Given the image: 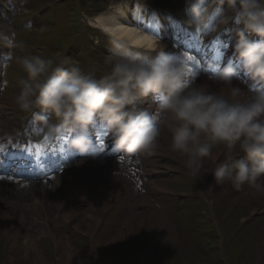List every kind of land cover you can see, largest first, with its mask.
I'll list each match as a JSON object with an SVG mask.
<instances>
[{
	"label": "clouds",
	"instance_id": "clouds-1",
	"mask_svg": "<svg viewBox=\"0 0 264 264\" xmlns=\"http://www.w3.org/2000/svg\"><path fill=\"white\" fill-rule=\"evenodd\" d=\"M201 2L186 0L185 22L196 29L204 23ZM212 3L221 9L227 5L224 24L241 26L228 45L239 68L251 80L264 82V0ZM87 23L108 37V70L97 78L70 57L59 66L43 55L20 58L25 75L18 79L14 97L20 111L50 113L55 123L42 118L49 138L67 133L69 151L93 158L89 130L97 121L111 136L115 155L152 153L166 129L168 150L184 160L194 180L204 161L216 160L220 150L225 155L211 173L214 185L227 183L237 191L247 187L264 194V90L246 92L235 85L238 71L232 62L216 72L219 91L206 84L185 86L183 62L157 41L145 36L152 41L148 50L138 47L127 38L128 28L108 12ZM149 97L160 101L155 113L138 107ZM212 189L210 185L208 191Z\"/></svg>",
	"mask_w": 264,
	"mask_h": 264
},
{
	"label": "rangeland",
	"instance_id": "rangeland-1",
	"mask_svg": "<svg viewBox=\"0 0 264 264\" xmlns=\"http://www.w3.org/2000/svg\"><path fill=\"white\" fill-rule=\"evenodd\" d=\"M105 1L81 0L80 5H78V0H29L30 12L26 6L25 12L29 13H24L26 15L19 18V23L23 27L19 31V36L23 40L35 39L37 45L57 48L51 51L52 54L63 55L64 48H59L60 44L65 45L70 41V38L77 35L75 30L78 21L80 23V8L83 10L88 8L89 14L92 12L96 14L95 9L103 8ZM145 1L148 3L151 0ZM159 4L161 7L164 6L161 2ZM178 7L170 6L171 10H177ZM96 33V31L86 27L82 35L79 36L83 38L86 56L105 65L104 58L108 54L102 48L105 46L104 43L98 41V46H95L97 44L92 42V39L95 41L97 38L98 40L101 39L96 36ZM58 34L65 38L58 37ZM89 39H91V46L88 47ZM30 45L33 46V44ZM22 49L20 52L25 54L27 51L24 46ZM179 50L181 51V49H175L170 54L180 60L179 56L182 54L178 52ZM30 51L48 56L46 48L43 47L39 50L37 47L30 48ZM20 52L18 51L19 54ZM203 80L208 87L211 86L209 80ZM187 81L189 84L199 83L197 78ZM211 88L216 91L215 87L211 86ZM165 136L170 137V133L166 129L162 132L160 141L164 142ZM161 148L162 146L159 145L155 149L149 157V164L155 166V170L159 169L155 173V176L159 174L156 178L161 179V176H164L165 186L168 185L174 192V195L166 194L171 202L162 201L163 213L158 207V215L164 214L169 223L168 228L176 241L167 239L169 236L163 235L159 229L154 233L149 231L146 234L141 225L138 226L133 220V234L129 238L130 241L117 245L111 254H108L106 251V243L109 240L107 236L112 232L113 235H117L119 241L124 238L122 221L128 215L134 217L132 213L134 214L135 210L132 206H127L121 210L112 206L107 209H100L96 206L95 212L99 214L100 220L98 223L95 221L97 224L94 236L101 246L98 253L104 259L97 260L94 258L90 245L91 240L85 229H77L71 223H63L58 215L54 225L51 226L52 233H47V235L41 230V227L36 228L30 224L29 229L36 233V244L41 251L40 255L44 258L45 264H264V212H261L264 206V194H254L253 190L247 187L237 191L227 183L217 185L215 188L216 185H214L211 173L218 162H223L225 153L220 150H217L216 160L209 158L204 161L200 177L194 180L188 174L181 157L169 150L165 154H161ZM173 157L178 158V162L183 164L182 167L179 166L180 169L178 166L171 165L173 163L171 158ZM80 160H75L72 163ZM172 168L178 169V173H173ZM164 169L166 171L163 174L160 173ZM175 174L179 175L173 178ZM203 174H205L204 179H202ZM137 175L138 180H140V186L137 187V194H139V192L147 190L146 182L154 179L142 172ZM44 181L49 182L51 178L38 182L43 185ZM4 183L10 182L4 181L1 184L4 186ZM55 183L49 184V186L52 185L53 189L49 187L48 190H57L58 181ZM195 183L197 184L195 185ZM46 184L48 183H44V185ZM210 185L213 186V189L215 188L213 192L208 191ZM23 189L26 191L25 187ZM182 194L184 196L178 197ZM160 196L163 195L158 193L154 196L156 202L158 198L161 199ZM131 199L133 201L138 200V197L134 195L131 196ZM208 199L211 203H208ZM77 204L81 212L79 220H83L85 224L90 226L95 225L83 213L85 204L80 201H77ZM49 206L50 204L46 202L45 207L48 208ZM7 207L8 205L3 207L2 203L0 204V248L6 251L5 260H3V252H0V264H31L24 253L22 237L7 236V231L10 229L8 227H14V225L10 226L4 221L5 213L3 210H8ZM16 213L19 216V213ZM7 214L10 215L11 213L7 212ZM216 225L217 229H214ZM63 243H69L74 252L80 254V258H72L71 261H68L63 254V246L59 245L57 249V244ZM11 253L13 254L12 258L10 257Z\"/></svg>",
	"mask_w": 264,
	"mask_h": 264
},
{
	"label": "bare ground",
	"instance_id": "bare-ground-1",
	"mask_svg": "<svg viewBox=\"0 0 264 264\" xmlns=\"http://www.w3.org/2000/svg\"><path fill=\"white\" fill-rule=\"evenodd\" d=\"M159 2L164 4L162 7L165 9H170V6H181V8L178 9L177 15H175L177 17L176 19H174L172 16L168 18L169 22H166V27L162 29L161 33H154L156 24L161 18L165 17L162 11L159 13V11L156 9L162 8L160 7L161 5ZM185 2L186 0H151L149 3L154 5H151L152 9L144 8L140 11L138 6L133 10L130 9L131 11L127 12L126 6L118 5V10L116 13L111 10L109 13L115 15L126 28L135 30L134 32H128L126 34L127 37H150L151 40H155L161 44L163 46V50L170 54L172 51H174L173 44L175 43L181 47H186L187 43L185 42V38L182 35L183 33L192 34V32L189 31L192 28L195 29L196 32L199 30L185 22L188 19L185 14ZM206 2L202 1V3ZM138 4L141 3L138 2ZM211 4L213 3L205 4V7L202 9L203 12L208 14L207 9L209 7L212 9L215 8V5L210 6ZM126 5L129 6L128 3H126ZM224 8L225 9L223 10H225V14H227V5ZM120 11L123 12L128 17V19H126V16L122 19L117 16L116 14L119 15ZM222 23L223 22L221 18L216 23L214 30H216ZM152 25H154V27H152ZM169 26L170 28L171 26H177V28H187L188 32H182V34H176L170 31L165 32V29L169 30ZM3 35L13 42H22V38L12 32H5ZM69 40L72 41V45L74 47V49H68L69 54H75L76 57H81L84 59L85 48L80 42L79 36L75 35ZM138 47H141L147 51L148 42L145 41L143 44L138 45ZM10 49L13 50L12 48ZM152 53L153 55L156 54L155 52ZM181 53L185 56L184 52L181 51ZM186 72V80L190 79L188 77L189 74H198L194 69H188L187 71L185 70V73ZM196 77L198 76H195V78ZM203 79L209 80L210 85L215 87L216 91H219L220 85H218L215 80H212V78L209 76H201L199 78L200 84H206ZM237 85L244 90L240 83ZM211 86L209 89L213 91ZM255 88H257V86H255ZM257 89H259V87ZM15 95L16 94H14L12 97L13 103V98ZM0 99H3V97H0ZM146 100L149 102V112L155 113L156 107L159 103H156L152 97H149ZM0 117H6L8 121H13L14 119L12 114L8 112V108H5L3 105L0 106ZM7 133L11 132L7 129H3V127H0L1 139L10 140L11 135ZM165 138L166 139H164V142L160 141L159 143V145L162 146L160 149L161 152L168 150L167 145L170 137L165 136ZM63 146L65 148V143ZM64 151L65 150L63 149V152ZM150 154H132L134 158L131 159V161L128 158H124L121 163H116L114 159L110 158H83L80 160L83 161L82 164H79L80 161L70 163L60 176L56 177L50 183L43 182V185L40 182L37 184H33V182L26 184L4 183V186L0 183V204L2 203L3 207L8 205V210H3L5 213L4 221L10 226L14 225V227H8L10 229L7 231V236L10 235L12 238L22 237L23 242H21L23 243V250L31 264H45L44 258L42 255H40L41 251L36 244V233L29 229L30 224L34 225L36 228L41 227V230L47 235V233H52L51 226L54 225L56 217L59 215V217L63 220V223H71L77 229H85L86 234L89 235L91 240L90 245L94 254V258L97 260H102L104 258L98 253L101 246L97 243L94 236L96 224L100 220L99 214L95 212V207L97 206L100 209H107L112 206L121 210L127 206H132L135 210L134 214L132 213V215H134L133 219L138 221L139 225H141L146 234H148L149 231L154 233L159 229L163 235L166 234L165 236H169L167 239L172 240L174 237L168 228L169 223L166 221V218L163 214L160 213L158 215L159 206H157L155 198L153 197L154 194L152 193V191L159 192L166 191L168 189L164 184V180L156 178L155 171L149 170L150 172H146V174L150 175L149 178L154 180L146 182L147 190H143L137 194V187L140 186V181L138 180L139 178L135 172V168L138 166L140 167L142 164L146 165V163H150ZM131 162L134 164H131ZM78 164L79 166H77ZM55 181H58V188L57 190L53 191L52 185L49 186V184H54ZM44 183L48 184L44 185ZM24 187L26 188V191L23 189ZM49 187L52 188L51 190L53 192L48 190ZM134 195H137L138 200L133 201L131 199V196ZM77 201L83 202V204H85L83 213H85L86 217L89 218V220L95 225L90 226L89 224H85L83 220H79L81 212L77 207ZM46 202L50 204L48 208L45 207ZM7 212H10L11 214L9 215ZM16 212L19 213V216ZM261 212H264V206L262 207ZM95 221L97 223H95ZM12 228L15 229L13 230ZM132 228L133 222L131 217H125L123 220L124 238L119 241L117 235H113L112 232L107 236V239H109L106 243V251L108 254H111L117 245L119 246V244L121 245L130 241L129 238L133 234ZM59 245L63 246V254L68 261H71L72 258H80V254L74 252L69 243L57 244V249L59 248ZM7 249L9 251L8 246ZM12 256L13 254L11 253L10 257L12 258Z\"/></svg>",
	"mask_w": 264,
	"mask_h": 264
},
{
	"label": "snow or ice",
	"instance_id": "snow-or-ice-1",
	"mask_svg": "<svg viewBox=\"0 0 264 264\" xmlns=\"http://www.w3.org/2000/svg\"><path fill=\"white\" fill-rule=\"evenodd\" d=\"M134 29H128V31L126 32V34L128 32H134ZM132 43L136 44V45H141L143 44L145 41L148 42V45L150 46L152 41L146 39L145 37H140V38H133L131 36L127 37ZM224 47H229L228 45H224ZM189 60H192L193 57L189 56L188 57ZM216 59H219V55L216 57ZM187 74V72L185 73ZM193 76V80L195 79V74L192 73L191 74ZM189 82L186 80V84L185 86H188ZM103 146V145H101ZM53 147H56L54 145L51 144L49 138L47 136L44 137L43 142L41 144H36V145H32L29 148L26 149H22V151H24L26 154H31L33 151L36 154L37 158H40L44 153L49 152L53 149ZM62 151V149H60ZM121 160H123V157H121ZM63 168L60 167L58 168V171L62 170Z\"/></svg>",
	"mask_w": 264,
	"mask_h": 264
}]
</instances>
